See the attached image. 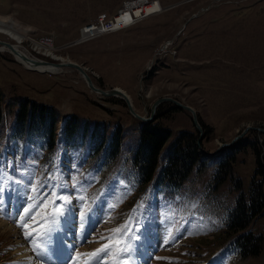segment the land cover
<instances>
[{
    "label": "rangeland",
    "instance_id": "obj_1",
    "mask_svg": "<svg viewBox=\"0 0 264 264\" xmlns=\"http://www.w3.org/2000/svg\"><path fill=\"white\" fill-rule=\"evenodd\" d=\"M128 1L0 0V16L22 25V45L31 58L81 64L97 87H118L129 94L142 117L120 96L92 90L73 67L57 73L33 71L9 50H0V98L10 111L0 126V264H24L27 259L17 254L21 248L30 264L58 263L52 244L61 240L60 227L54 226L52 238H45L48 249L37 256L33 237L26 238L25 231L44 226L25 217L30 227L24 229L19 221L29 205L35 206L29 215L43 220L60 196L71 198L72 213L60 224L73 226L66 240L75 246L63 264H73L70 257L76 264H101L99 258L76 253L91 254L109 243L102 237L115 242V230L125 225L138 236L130 241L133 260L151 252L144 264H264V249L242 257L228 234L238 195L249 199L253 180L258 184L264 179L258 171L264 167V132L250 129L237 138L247 126L264 128V0H157L160 11L127 28L98 36L81 33L89 23H98L99 15L113 17ZM0 40L17 43L5 32ZM164 97L196 110L202 136L192 113L168 100L151 118L153 104ZM26 98L58 109V132L68 116L78 120L68 140L59 136L54 152L38 139H8L9 123ZM146 121H161L172 129L166 147L181 131L198 136V150L207 164L179 187L157 184L155 178L142 183L132 159ZM116 128L121 129V146L111 159L99 143L104 138L106 146ZM244 140L248 144L238 151L222 146ZM202 149L220 151L206 156ZM223 160L230 162L232 174L218 180ZM85 205L90 209L88 231L79 241L78 209ZM153 223L169 229L160 245H155L161 233ZM248 230L264 236V216ZM104 259L115 264L117 258L113 254Z\"/></svg>",
    "mask_w": 264,
    "mask_h": 264
},
{
    "label": "trees",
    "instance_id": "obj_2",
    "mask_svg": "<svg viewBox=\"0 0 264 264\" xmlns=\"http://www.w3.org/2000/svg\"><path fill=\"white\" fill-rule=\"evenodd\" d=\"M176 108L179 107L176 106ZM9 113L10 111H7V107L4 106L0 98V126ZM13 119L14 124L9 137L22 140L39 137L44 139L48 149L51 150L55 146V137L60 122L56 107L40 105L38 102L26 98L19 104ZM75 124L76 122L72 123L71 127L70 125L66 127L67 134L75 131ZM120 131L121 129H116L108 143L106 151L111 159L116 157L121 146ZM191 133L179 132L166 147L173 134L172 129L161 121L143 123L140 129L139 144L132 159L140 181L144 183L156 178L158 184L164 183L178 187L183 185L196 169L202 170V167L207 163L198 150V136ZM103 139L99 144V149L104 145ZM251 143L254 142L249 144ZM245 144H248L246 140L236 142L232 145V149L238 151ZM257 162L259 165V159ZM258 169V171L264 172L263 165H260ZM230 174H232L230 162L223 161L218 168V180H226ZM235 201V208L229 217L228 234L233 237L232 240L242 257L259 255L264 249V236L262 233L246 231V229L253 221L264 216V179L258 184L253 180L249 199L246 200L244 194L241 193Z\"/></svg>",
    "mask_w": 264,
    "mask_h": 264
},
{
    "label": "snow or ice",
    "instance_id": "obj_3",
    "mask_svg": "<svg viewBox=\"0 0 264 264\" xmlns=\"http://www.w3.org/2000/svg\"><path fill=\"white\" fill-rule=\"evenodd\" d=\"M35 191V188L32 189ZM3 189H0L2 192ZM47 198H45L46 200ZM83 199V198H81ZM58 201V203H57ZM57 201H53V210L50 215H45L44 219L41 221H36L35 214L29 215L32 211L34 205H29L28 207L23 208V215L20 217L19 226L28 229L30 225L25 221V217L28 220L34 221L36 225H43L44 227L41 230L34 231L32 233L25 231V237H33L31 243L33 245V252L37 253V256H41V254L46 251L49 247V241L45 239L46 237L52 238V233L55 231L54 226L61 223L62 221H66L68 216L72 213V209L70 207L71 198H66L63 196L57 197ZM41 205H44V201H41ZM90 209L85 205L83 208L78 210V227L81 231L84 230L85 222L88 218ZM119 233V236L115 242H112V237H102V239H106L109 243L102 245L101 248L96 249L93 253H76V256H89L91 255L93 258H99L101 264H110L109 261L105 260L104 257L108 255H115L116 262L115 264H134V260L132 257V253L135 251L133 245L130 241H135L138 239V236L133 235V230L129 225H125L121 230H115ZM169 237H171V233H169ZM54 239V238H53ZM64 243V246L69 248L70 250L75 249V246L61 241ZM167 243V241H165ZM115 248L117 251L113 253L112 249ZM73 260V264H76L75 258L70 257Z\"/></svg>",
    "mask_w": 264,
    "mask_h": 264
},
{
    "label": "bare ground",
    "instance_id": "obj_4",
    "mask_svg": "<svg viewBox=\"0 0 264 264\" xmlns=\"http://www.w3.org/2000/svg\"><path fill=\"white\" fill-rule=\"evenodd\" d=\"M159 7H160V4L158 2H153V3L150 2L149 5L142 4V13L140 11L141 10L140 8H136L135 12H136L137 16L140 17V16H144L146 14L149 15V14L155 12ZM11 19L12 18L9 16H0V33L5 32L11 38L16 40L17 43L14 44V48L17 50V52H12V53L18 61H20L21 63L22 62L25 63L28 68L32 67L30 69L37 70V71L42 72V73L43 72L57 73V72H60L61 69L65 68V67H58L55 64H37V65H34L33 64L34 61L31 60V57L34 55L32 53H30L29 51H27L26 48L24 47V45H22V43L24 41L23 38H24V33H25L24 30H22L20 28L22 25H19L15 21H11ZM122 21H123V17L119 16L117 19L118 25H122L121 24ZM0 50L1 51H8L9 50L10 52L12 51L6 45L1 44V43H0ZM24 56H27L30 60L26 61ZM36 59H38V58H36ZM61 59H62V62H67V60H65L64 58H61ZM123 92L126 93L125 91H123ZM126 95L130 98L129 94L126 93ZM132 104H133V102H132ZM132 108H134V107H132ZM19 199H21V196H19ZM20 203H21V205L24 204V202H22V201ZM5 224H7V223H5ZM57 225L60 227L62 237H61V240H59V242L56 241L52 244V248L54 249L53 255H55L56 259H58V263H56V264H63L64 263L63 257H69V255H71V254H70L69 248L65 247L64 243H62L61 241L72 244L71 242H68L66 240V237H68V236L71 237V235H72L71 232H72L73 226L69 225V223H66L65 225H62L59 223ZM153 227L157 228V231H156L157 234L161 233V236L160 235H159V237L157 236L156 241H155V245H158V244L160 245L162 243L164 237L166 236V233H168L169 229L164 230L161 223H153ZM4 228L6 230L5 225H4ZM87 231H88L87 224L85 223L84 230L82 231V233L81 232L77 233V238L79 241L82 240L86 236L85 234ZM24 251H25V248H21L17 251V254L21 256V259H24V258L27 259L26 261H24V264H30V261H28L29 259L27 257V253H25ZM150 253L151 252H149V250H147L142 256L143 259L142 260H134V264H140V263L144 264L146 262L145 256L149 255ZM35 264H41V263L38 262ZM49 264H51V262H49Z\"/></svg>",
    "mask_w": 264,
    "mask_h": 264
},
{
    "label": "water",
    "instance_id": "obj_5",
    "mask_svg": "<svg viewBox=\"0 0 264 264\" xmlns=\"http://www.w3.org/2000/svg\"><path fill=\"white\" fill-rule=\"evenodd\" d=\"M0 43L6 45L10 50H12L11 52H17V50L14 48V44H11V43H8V42L4 43V41H2V40H0ZM24 58L26 59V61L30 60L27 56H24ZM31 60L34 61L33 62L34 65H37V64H55L58 67H67L68 66V67H73V68L79 70V72L85 78V80L87 81L89 87L92 90H94V91H96V92H98V93H100L102 95H119V96H121L126 101L130 111H132L133 114H135L138 118L142 119V117L138 113L135 112L134 108H132L133 104H132L130 98L126 95V93H124L121 89H119L117 87H114V88H112L110 90H104L102 88L97 87L94 84L91 76L86 71V68H84L81 64H78V63L72 62V61H69V62L68 61L67 62H62V61H60V62H47V61H39V60H34V59H31ZM167 100L177 104L182 109L189 110L192 113L193 122H194L195 126L201 131V136H202V126H201V123L199 121L198 114H197L196 110L192 106L183 104L182 102H180V101H178V100H176L174 98H166V97H164V98L158 99L153 104L151 118L154 117L158 105H160V103H162L163 101H167ZM143 119L146 120L147 118H143ZM148 120H150V119H148ZM250 129L264 132V128H261V127L257 128V127H254V126H247L245 131L243 133H241L239 136H237V138L242 136V134H244L246 131H248ZM222 146H231V145L227 143V144H223ZM202 150L209 156L214 155L216 153V152H207L204 149H202Z\"/></svg>",
    "mask_w": 264,
    "mask_h": 264
},
{
    "label": "built area",
    "instance_id": "obj_6",
    "mask_svg": "<svg viewBox=\"0 0 264 264\" xmlns=\"http://www.w3.org/2000/svg\"><path fill=\"white\" fill-rule=\"evenodd\" d=\"M142 4L149 5L148 0H132L125 3V6L123 9L118 11L119 13L117 15H114L113 19L107 20L104 15L100 16L99 22L97 24H92L91 26H87L85 28V33L88 34L91 33L95 36L97 33H102L105 31H111L116 28L123 27L127 22H131L134 18H137L136 14V8H140L142 11ZM129 15V19H127V16ZM123 17V21L121 22L122 25H118L117 19L118 17ZM98 35V34H97ZM44 42L49 43L50 40L45 39Z\"/></svg>",
    "mask_w": 264,
    "mask_h": 264
}]
</instances>
